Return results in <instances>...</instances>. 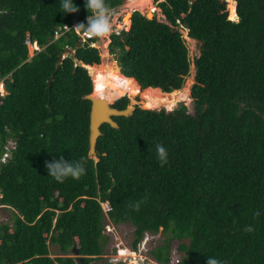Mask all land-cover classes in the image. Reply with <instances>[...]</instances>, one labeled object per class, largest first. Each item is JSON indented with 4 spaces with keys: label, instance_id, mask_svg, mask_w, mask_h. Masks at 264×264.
Instances as JSON below:
<instances>
[{
    "label": "trees",
    "instance_id": "obj_1",
    "mask_svg": "<svg viewBox=\"0 0 264 264\" xmlns=\"http://www.w3.org/2000/svg\"><path fill=\"white\" fill-rule=\"evenodd\" d=\"M73 2L80 11L65 14L60 0H0V154L15 143L0 170L10 211L0 224V264H75L74 247L87 262L101 260L105 218L134 226V250L147 233L168 235L151 252L160 264L172 263L174 242L185 256L179 264H264V0H164L166 22L135 11L130 29L111 35L117 72L139 93L170 96L194 65L195 114L185 104L135 105L131 117L114 118L118 129L101 127L94 158L85 96L101 64L97 39L72 29L55 38L65 25L87 23L85 0ZM123 3L109 0L112 10ZM182 31L200 43L194 61ZM28 40L39 47L33 56ZM116 99L114 108L131 104L109 93ZM156 143L169 153L163 167ZM61 156H86L87 174L56 182L45 161ZM51 246L61 255L52 257Z\"/></svg>",
    "mask_w": 264,
    "mask_h": 264
},
{
    "label": "rangeland",
    "instance_id": "obj_2",
    "mask_svg": "<svg viewBox=\"0 0 264 264\" xmlns=\"http://www.w3.org/2000/svg\"><path fill=\"white\" fill-rule=\"evenodd\" d=\"M151 1H152V5H153V7H155V9H152L150 11H156L155 13H153V18L156 17L159 21L166 22L165 17L162 14V10L158 7V3L162 2L164 0H159L158 2L156 0H151ZM233 6H235L234 3H233ZM142 8H143L142 0H138V1L127 0L123 3V5H121L117 9L113 10V13H114V17H113L114 18V25H113L114 31H113V33H119L123 29L128 30L130 28L131 22L129 23V25L125 24L126 16L128 15L129 12L132 13L134 11H139L145 15H147V13H149L148 12L149 9H142ZM129 20H130V18H129ZM182 33H183V37L186 41V45L189 49L190 58L192 61H194V59L199 57L201 54L200 43H198L197 41L195 43L190 42L187 39V38H189L187 31H182ZM110 43H111V36L107 40H103V41L97 40V42L95 43V46L101 52V64L103 63V57L106 56L108 59V62H110L111 64L114 65V71L116 73H118L117 72L118 67H117L116 61L114 60V57L112 55L108 54ZM34 52H35V47H30V56H33ZM93 68L97 69L98 67L93 66ZM195 71H196L195 66L192 65L190 75L187 78L186 83L184 85V87H186L188 81L190 79H192L190 90H187V92L190 94L189 99H187L185 101L178 102L177 105L169 111H172V110L178 108L180 104H185L188 107L189 113L192 115L195 114V104H194V100H193L192 95H191L192 86L195 82ZM90 72H91V70H90ZM91 75H92V72H91ZM91 78H93V76ZM93 79H92V81H93ZM131 84L136 87V91L134 93H139L137 83L134 81H131ZM93 86H94V84H93ZM94 90H95V87H94ZM94 90H93V92H94ZM107 92H109V93L112 92L114 94V96L117 98H121V97H124L127 95L131 99L130 105L132 107H135V105H140L144 109H150L147 107V104H149L147 99H146L147 96H152L154 94H156L157 96H164L163 93L161 94V92L158 93L156 91H152L151 89H145L143 92L136 94V95H133L134 93H126V94L122 95V94H117L116 92L110 91V90ZM180 92H186V91L182 90ZM180 92H176L174 94H178ZM137 99H138V101H137ZM116 100H118V99H116ZM162 108H157V109H153V110H160ZM9 215H10L9 210L4 209L1 211V216L4 217L5 220L9 217ZM133 232H134V226L132 224L116 225V224H113L108 218H105V221H104V238H105L104 254L102 256V259L99 261L102 262L103 264H108L106 261V260H108V259H106V258H108V256L113 255V254H119V253H127L129 251L134 250L132 247V242L134 239ZM167 237H168V235H165L162 231H160L158 234L147 233L145 235L144 239L142 240V242L140 243V245L138 246V249L136 251L138 253H140L142 256H144L145 258L153 259L151 252L153 250H155L156 248H158L159 246L163 245L165 240L167 239ZM177 247H178L177 242H174L173 248H172V263L171 264H179L185 260V256L178 253ZM50 250H51V254H52L51 256L52 257L61 255V253L57 247L51 246Z\"/></svg>",
    "mask_w": 264,
    "mask_h": 264
},
{
    "label": "clouds",
    "instance_id": "obj_3",
    "mask_svg": "<svg viewBox=\"0 0 264 264\" xmlns=\"http://www.w3.org/2000/svg\"><path fill=\"white\" fill-rule=\"evenodd\" d=\"M84 6L89 12L86 18L87 23H78L71 29L77 33L83 32V35L88 38H95L101 41L107 40L114 31V13L109 4V0H85ZM60 7L61 12L65 14L78 13L80 11L73 0H60ZM234 7L236 8V6ZM235 20H237V18ZM65 26L68 27L67 25ZM30 47H35V51L39 50L37 44L31 45ZM155 148L157 159L163 167L169 162L168 150L161 143H156ZM150 150L149 148V151ZM87 163L88 158L86 156L75 161L65 160L63 156H61L59 159L54 157L52 160L45 161V167L48 175L52 179L58 183H64L68 179L80 180L85 176L87 174ZM207 264H221V262L216 258H208Z\"/></svg>",
    "mask_w": 264,
    "mask_h": 264
},
{
    "label": "bare ground",
    "instance_id": "obj_4",
    "mask_svg": "<svg viewBox=\"0 0 264 264\" xmlns=\"http://www.w3.org/2000/svg\"><path fill=\"white\" fill-rule=\"evenodd\" d=\"M130 1H138V0H130ZM142 9H155L152 5L151 0H142ZM153 7V8H152ZM233 12L235 13V7L233 9ZM232 12V16L233 13ZM131 12L128 13L126 16L125 24L129 25L130 23V15ZM236 17V14H235ZM234 20V19H233ZM190 42L195 43V40H192L190 38H187ZM109 54V53H108ZM98 68L94 69L92 68L93 72V84L95 87L94 90V96L100 99H104L109 103H112L114 101H109L108 96L109 92H107L108 89H111L115 91L117 94H126V93H134L136 91V87L131 84V79H127L121 74H118L114 71V65L108 62V59L106 56L103 57V63L101 65H96ZM91 75V74H90ZM92 77V76H91ZM92 78V79H93ZM192 83V79H190L182 90H185L186 92H180L178 94H172L170 96H157L156 94L152 96H147L146 99L149 104H147V107L150 109H157V108H165L167 110H171L173 107L177 105L178 102L185 101L189 99L190 94L187 92V90H190V86ZM115 89V90H114ZM152 91L161 92L160 89L155 88H149ZM181 90V91H182ZM190 92V91H189ZM116 95V94H115Z\"/></svg>",
    "mask_w": 264,
    "mask_h": 264
},
{
    "label": "water",
    "instance_id": "obj_5",
    "mask_svg": "<svg viewBox=\"0 0 264 264\" xmlns=\"http://www.w3.org/2000/svg\"><path fill=\"white\" fill-rule=\"evenodd\" d=\"M127 0H124V2ZM235 8V12H236ZM135 12V11H134ZM132 12L130 15V22L132 24ZM237 14V12H236ZM149 19L150 14L147 13L146 15ZM237 18V15H236ZM131 26V25H130ZM69 54H74V51L68 49ZM65 56H62V59H64ZM61 59V60H62ZM196 76V71H195ZM165 94V93H164ZM85 99L90 100L92 103L91 107V115H90V148H89V157L94 158L96 155V148L99 137L102 136L101 127L104 124H109L111 127L118 129L119 124L114 120L115 117H131L134 114V107L131 105L125 109L120 110L117 108H114L113 105L115 102L109 103L104 99H100L94 96V92L92 94H89L85 96ZM120 99V98H119ZM169 111V110H167ZM70 255L74 258L75 264H103L99 260H94L92 262H87L86 257H83L80 255V252L77 247H74L70 253Z\"/></svg>",
    "mask_w": 264,
    "mask_h": 264
},
{
    "label": "built area",
    "instance_id": "obj_6",
    "mask_svg": "<svg viewBox=\"0 0 264 264\" xmlns=\"http://www.w3.org/2000/svg\"><path fill=\"white\" fill-rule=\"evenodd\" d=\"M69 30H71L70 27H64L63 29L62 28L58 29L55 32V38L56 39L59 38L64 33L68 32ZM81 37H82L83 41H86V39H88V37H85L84 35H81ZM27 44L29 46H31L29 40L27 41ZM92 46H95V44ZM4 81H5L4 79L0 80V95L1 96H5L7 94ZM14 147H15V143L13 140H10L5 145L3 151L0 154V170L3 167V165L8 163L9 158L11 156L12 149ZM2 197L3 196L0 192V224L2 222H6L8 220V218L5 220V218L1 216V211L4 209L9 210L8 206L1 203ZM106 259H108V260H106L108 264H160L159 262H157L154 259L145 258L140 253H138L136 250H132V251H129L127 253L113 254V255L108 256V258H106Z\"/></svg>",
    "mask_w": 264,
    "mask_h": 264
},
{
    "label": "snow or ice",
    "instance_id": "obj_7",
    "mask_svg": "<svg viewBox=\"0 0 264 264\" xmlns=\"http://www.w3.org/2000/svg\"><path fill=\"white\" fill-rule=\"evenodd\" d=\"M231 19H236L235 15H233L232 17H230Z\"/></svg>",
    "mask_w": 264,
    "mask_h": 264
}]
</instances>
